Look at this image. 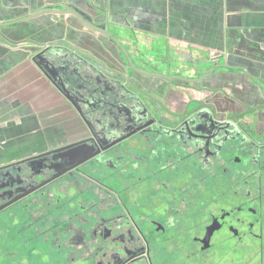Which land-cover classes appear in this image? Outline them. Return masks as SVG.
Listing matches in <instances>:
<instances>
[{
    "label": "flooded vegetation",
    "instance_id": "obj_1",
    "mask_svg": "<svg viewBox=\"0 0 264 264\" xmlns=\"http://www.w3.org/2000/svg\"><path fill=\"white\" fill-rule=\"evenodd\" d=\"M132 62L126 74L46 66L77 134L0 172L12 250L29 264H264V128ZM74 144L87 147L55 153Z\"/></svg>",
    "mask_w": 264,
    "mask_h": 264
},
{
    "label": "crops",
    "instance_id": "obj_2",
    "mask_svg": "<svg viewBox=\"0 0 264 264\" xmlns=\"http://www.w3.org/2000/svg\"><path fill=\"white\" fill-rule=\"evenodd\" d=\"M127 53L264 128V0H0V170L76 137L44 67L123 74ZM8 248L0 241V264H29Z\"/></svg>",
    "mask_w": 264,
    "mask_h": 264
},
{
    "label": "rangeland",
    "instance_id": "obj_3",
    "mask_svg": "<svg viewBox=\"0 0 264 264\" xmlns=\"http://www.w3.org/2000/svg\"><path fill=\"white\" fill-rule=\"evenodd\" d=\"M99 203L103 204V205H100L101 206L100 207L101 211H99V212H122L123 211V209H122L123 207L122 206L118 207V206L112 204L111 202L101 201ZM204 208H206V206L204 204V200H202V199L196 200V211L204 210ZM207 208L219 209L220 206L219 205L214 206L213 204H210V206H208ZM102 209H103V211H102ZM10 212H13V210L11 208H9L7 211H5L4 216H3V218H2V220L0 222V223H2L5 226H8L9 224H11L10 226L5 228L4 230H0V240L1 239H5L4 241H9V245L11 246V242L13 240L12 226L14 224H16V222L11 218ZM6 247H8V246L6 245ZM11 248H12V246H11ZM6 250L4 249L5 252H6ZM8 251H11L10 254H12V250L11 249L8 248ZM5 255L8 256L7 254H5ZM22 262H24V261H22ZM246 264H251V260H248V262Z\"/></svg>",
    "mask_w": 264,
    "mask_h": 264
},
{
    "label": "water",
    "instance_id": "obj_4",
    "mask_svg": "<svg viewBox=\"0 0 264 264\" xmlns=\"http://www.w3.org/2000/svg\"><path fill=\"white\" fill-rule=\"evenodd\" d=\"M43 57V56H42ZM42 59V61L46 64V62H47V64H49L48 63V60H47V56L46 57H44V58H41ZM49 65H51L53 68H55V66H56V64H49ZM44 72H45V74L48 76V78L50 79L51 78V76L48 74V71H47V69H45V67H44ZM78 144L76 145V144H74V145H72V146H69V147H66V148H63V149H60V150H57V151H55V153H57V152H61V151H70V150H72V149H74V148H78V149H74V151H76V150H83L84 149V147H87V146H85L84 144H80L78 147ZM88 150V149H87ZM94 156L92 155V153H91V150H89V154H87V155H85L84 157H82V159L80 160V162H79V164L78 165H80V164H82V163H84V162H87V161H89L90 159H92ZM29 161V160H28ZM25 162V161H24ZM24 162H22V163H24ZM27 162V161H26ZM13 166H9V167H7V168H4L3 170H7V169H11ZM3 170H0V171H3ZM1 209L2 208H0V211H1Z\"/></svg>",
    "mask_w": 264,
    "mask_h": 264
}]
</instances>
